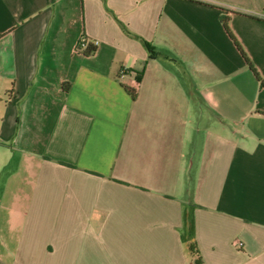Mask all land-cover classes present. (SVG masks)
<instances>
[{"label": "crops", "instance_id": "0c3cea01", "mask_svg": "<svg viewBox=\"0 0 264 264\" xmlns=\"http://www.w3.org/2000/svg\"><path fill=\"white\" fill-rule=\"evenodd\" d=\"M223 16L264 80V0H0V264H264V87Z\"/></svg>", "mask_w": 264, "mask_h": 264}, {"label": "trees", "instance_id": "16d2710c", "mask_svg": "<svg viewBox=\"0 0 264 264\" xmlns=\"http://www.w3.org/2000/svg\"><path fill=\"white\" fill-rule=\"evenodd\" d=\"M229 16H223L222 18V23H223V27L227 33V35L229 36V38L233 41L235 47L237 48V50L239 51V53L242 55V57L244 58L245 62L247 63L249 69L251 70V72L254 74V76L257 78V80L261 83V86L264 87V80L260 77L259 73L257 72V70L255 69L253 63L251 62V60L249 59V57L247 56L245 50L243 49L242 45L240 44V42L237 40V38L235 37V35L232 33L230 26H229ZM88 40V47L85 50V54L90 55L93 54L95 51V46L94 44L89 40ZM147 46V49L149 50V52L151 53V56H157L158 54L155 53L147 44H145ZM191 250L193 253L197 254V250L193 247H191ZM199 264V263H197Z\"/></svg>", "mask_w": 264, "mask_h": 264}, {"label": "built area", "instance_id": "2783aa9c", "mask_svg": "<svg viewBox=\"0 0 264 264\" xmlns=\"http://www.w3.org/2000/svg\"><path fill=\"white\" fill-rule=\"evenodd\" d=\"M94 45H96L97 43L96 42H92ZM88 47V40L86 37H82L79 42H78V45H77V50L78 51H82V50H86Z\"/></svg>", "mask_w": 264, "mask_h": 264}]
</instances>
